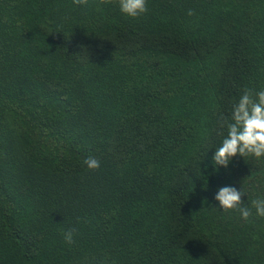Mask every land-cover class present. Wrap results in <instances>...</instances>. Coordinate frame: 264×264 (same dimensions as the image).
Listing matches in <instances>:
<instances>
[{"label":"trees","instance_id":"obj_1","mask_svg":"<svg viewBox=\"0 0 264 264\" xmlns=\"http://www.w3.org/2000/svg\"><path fill=\"white\" fill-rule=\"evenodd\" d=\"M147 3L0 0V264H264V157L213 162L264 88V0Z\"/></svg>","mask_w":264,"mask_h":264},{"label":"clouds","instance_id":"obj_2","mask_svg":"<svg viewBox=\"0 0 264 264\" xmlns=\"http://www.w3.org/2000/svg\"><path fill=\"white\" fill-rule=\"evenodd\" d=\"M102 4H111L112 0H100ZM76 5H87L88 0H74ZM120 11L132 18H139L148 12L147 0H119ZM194 10H189L188 15H194ZM54 32V31H53ZM51 32V33H53ZM59 32V31H55ZM220 132L224 138L213 155L214 165L219 168L229 167L237 156L246 158L253 156L257 159L264 157V88L255 90L245 87L238 100L233 105L231 119L221 116L218 121ZM227 129L224 135L223 130ZM85 164L89 169H98L100 161L95 157H88ZM246 193L234 186H222L215 193L214 199L219 202V208L230 211L238 210L245 221H251L252 212L248 207L242 206V196ZM252 206L256 215L264 217V199L253 200ZM76 229H69L63 233L64 239L69 244H74Z\"/></svg>","mask_w":264,"mask_h":264}]
</instances>
